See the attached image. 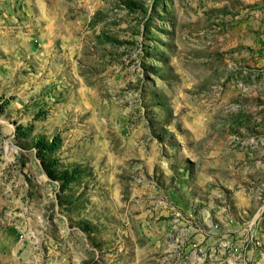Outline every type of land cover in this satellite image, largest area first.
<instances>
[{"label": "rangeland", "instance_id": "374dc122", "mask_svg": "<svg viewBox=\"0 0 264 264\" xmlns=\"http://www.w3.org/2000/svg\"><path fill=\"white\" fill-rule=\"evenodd\" d=\"M0 264H264V0H0Z\"/></svg>", "mask_w": 264, "mask_h": 264}, {"label": "trees", "instance_id": "16d2710c", "mask_svg": "<svg viewBox=\"0 0 264 264\" xmlns=\"http://www.w3.org/2000/svg\"><path fill=\"white\" fill-rule=\"evenodd\" d=\"M53 141V140H51ZM34 144L36 145L38 150H47V149H51L50 145L46 144V141H44V139H38L37 141H34ZM47 175L48 177H53L51 172L47 171Z\"/></svg>", "mask_w": 264, "mask_h": 264}, {"label": "bare ground", "instance_id": "6f19581e", "mask_svg": "<svg viewBox=\"0 0 264 264\" xmlns=\"http://www.w3.org/2000/svg\"><path fill=\"white\" fill-rule=\"evenodd\" d=\"M44 10V9H43ZM47 12V11H46Z\"/></svg>", "mask_w": 264, "mask_h": 264}]
</instances>
